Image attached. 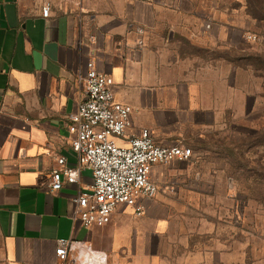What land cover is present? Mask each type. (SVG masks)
Masks as SVG:
<instances>
[{"label":"crops","instance_id":"crops-1","mask_svg":"<svg viewBox=\"0 0 264 264\" xmlns=\"http://www.w3.org/2000/svg\"><path fill=\"white\" fill-rule=\"evenodd\" d=\"M252 9L251 0H0L4 264H228L226 228L213 221L228 191L211 146L251 98L242 43L258 39ZM91 60L133 109L120 146L147 129L194 155L154 166L159 193L140 201L141 217L122 205L110 225L88 229L74 221L73 200L90 192L92 172L58 193L50 185L58 158L78 165L68 127ZM62 241L71 242L66 261Z\"/></svg>","mask_w":264,"mask_h":264},{"label":"built area","instance_id":"built-area-1","mask_svg":"<svg viewBox=\"0 0 264 264\" xmlns=\"http://www.w3.org/2000/svg\"><path fill=\"white\" fill-rule=\"evenodd\" d=\"M50 3L42 9L49 18ZM143 34L144 30L139 29ZM249 40L256 37L249 36ZM94 40V38H92ZM139 45H143L139 41ZM84 97L76 113L70 116L69 134L71 150L78 157V165L68 166L67 159L57 160L58 168L52 173L51 192H60L65 185L78 183L83 170H90L93 185L90 192L79 194L74 200V221L91 229L112 223L118 207L135 209L136 216L144 214L142 200H152L159 193L158 184L151 172L156 165L187 162L193 158L191 148L177 145L167 147L157 144L150 130L144 129L132 137L127 146L117 140L125 137L131 126L133 109L115 99L114 80L98 71L96 62L89 61L86 75L81 79ZM70 241L60 242L56 254L66 261Z\"/></svg>","mask_w":264,"mask_h":264},{"label":"rangeland","instance_id":"rangeland-1","mask_svg":"<svg viewBox=\"0 0 264 264\" xmlns=\"http://www.w3.org/2000/svg\"><path fill=\"white\" fill-rule=\"evenodd\" d=\"M251 2L259 18L258 39L242 43L243 91L251 98L243 99L242 119L228 117L226 130L211 146L212 161L224 172L228 191L226 203L214 205L221 215L213 219L226 228L228 264H264V0ZM0 264H4L1 239Z\"/></svg>","mask_w":264,"mask_h":264}]
</instances>
